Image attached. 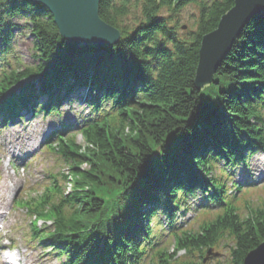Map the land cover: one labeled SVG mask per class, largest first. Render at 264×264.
<instances>
[{
  "label": "trees",
  "instance_id": "16d2710c",
  "mask_svg": "<svg viewBox=\"0 0 264 264\" xmlns=\"http://www.w3.org/2000/svg\"><path fill=\"white\" fill-rule=\"evenodd\" d=\"M234 1L185 0L175 4L147 0L139 25L130 33L131 28H121L123 37L118 45L78 50L63 43L42 6L26 0H0V90L11 83L13 72L5 71L3 56L13 50L15 20L26 22L38 64L33 70L42 75L53 71L55 84L79 78L77 71H83L81 82L91 77L88 80L101 84L106 81L105 71L112 67L122 75L125 96L134 89L142 90L141 96L134 94V105L129 95L110 118L88 126L84 149L75 140L60 143L58 153L68 167L64 179L72 186L70 194L53 185L26 204L36 219L31 223L32 236L39 230L37 221H51L47 241L66 264H126V256H142L139 238L144 231L149 232L145 241L152 237V229L146 226L154 212L151 207L165 203L162 189L157 187L160 177L176 180L172 188L176 193L189 185H204L226 194L225 187L211 177L212 167L218 161L232 163L237 155L243 158L246 151L262 146L264 19L255 17L246 25L213 83L196 88L201 41L217 29ZM128 5L129 0H102L100 16L119 27L118 21L129 14ZM187 6H195L198 16L196 32L184 36L179 19L174 23L169 15L179 14ZM163 9L165 17L160 14ZM74 59L75 65L79 59L83 63L75 68ZM111 95L121 96L122 91ZM157 151L160 153L155 156ZM166 207L164 214L171 222L174 212ZM250 214L243 220L230 209L205 224L201 234L174 236L176 252L167 256L169 249L160 251L156 256L159 264H180L174 261L177 252L192 254L218 247L226 236L233 238L231 264H243L244 257L264 239V207Z\"/></svg>",
  "mask_w": 264,
  "mask_h": 264
},
{
  "label": "rangeland",
  "instance_id": "374dc122",
  "mask_svg": "<svg viewBox=\"0 0 264 264\" xmlns=\"http://www.w3.org/2000/svg\"><path fill=\"white\" fill-rule=\"evenodd\" d=\"M147 0H129L128 16L118 21V26L121 28H134L139 25L142 16V6ZM162 16H167L166 9H163L160 13ZM178 15V18L176 17ZM198 16V11L195 6H187L182 11L169 15V18L175 23L179 19V28L181 35H187L188 31L196 32L194 27L195 20ZM186 28L185 30L182 27ZM243 32V31H242ZM242 34V33H241ZM18 48L21 47V53L25 56L26 62L30 60V49L32 46V40L29 35L26 38L17 39ZM85 62V61H84ZM71 120L75 117L68 115ZM59 123L57 119L44 120L41 117L30 121V124H24L19 127H12L8 130L0 133V168L1 179H0V242L3 247V241L5 237L18 238L17 248L20 249L19 258L24 260L26 264H53L47 262L46 258H43L42 252L39 249H30L23 241L22 237L19 236L18 230L24 227V224L28 221L25 210L17 209V206L13 205V200L25 191L24 201L38 198L41 193H34L39 190V185L42 184L43 178L47 171H53L54 173L65 172L67 167L58 155L52 157L46 153L45 141L49 140V133L51 128L58 127ZM80 137L77 138L79 147L84 149L86 144ZM21 154L20 160L14 159L13 153ZM58 160V162H57ZM259 163V167H264V152L257 153L250 161L251 167L254 162ZM68 168V167H67ZM88 167L83 166L82 169L86 170ZM264 170V168H263ZM68 172V171H67ZM66 172V173H67ZM241 170H238L239 175ZM241 176L238 179H243ZM255 178H258L257 176ZM9 181V182H8ZM160 186L162 182L160 181ZM159 187V186H157ZM68 186L66 187L67 190ZM245 195L239 194V199L242 202L237 204L239 208V215L245 217L248 214V209H255L264 205V182L260 185L253 186ZM31 193L30 196H28ZM28 196V197H27ZM20 197L19 200H22ZM194 213H189L185 218H191V221L195 219ZM203 217L198 222L192 225L194 231H198L200 223L203 221ZM24 230V228H23ZM22 233V231H21ZM193 234L195 232H192ZM197 232L194 235L199 234ZM227 247L231 246L230 242L225 243ZM227 248L221 247L216 251H212L211 255H203V260L200 262V255L196 253L192 257L187 256V253L182 252L177 256V259L189 261L193 264H221L228 260L226 255ZM176 252V247H170L167 251V256H171ZM215 255H218L215 257ZM189 257V258H187ZM159 264V262H154Z\"/></svg>",
  "mask_w": 264,
  "mask_h": 264
},
{
  "label": "water",
  "instance_id": "95a60500",
  "mask_svg": "<svg viewBox=\"0 0 264 264\" xmlns=\"http://www.w3.org/2000/svg\"><path fill=\"white\" fill-rule=\"evenodd\" d=\"M45 7L52 15L64 42L80 48L116 45L121 35L100 16L102 0H28ZM179 4L185 0H171ZM252 17L264 19V0H235L234 7L222 17L217 29L203 37L196 76L198 90L211 85L220 64ZM246 264H264V251H253Z\"/></svg>",
  "mask_w": 264,
  "mask_h": 264
},
{
  "label": "clouds",
  "instance_id": "9594fccd",
  "mask_svg": "<svg viewBox=\"0 0 264 264\" xmlns=\"http://www.w3.org/2000/svg\"><path fill=\"white\" fill-rule=\"evenodd\" d=\"M5 243H7V241H5ZM5 255H8V253H5ZM11 255H12V259L10 261V264H16L15 252L13 251Z\"/></svg>",
  "mask_w": 264,
  "mask_h": 264
},
{
  "label": "bare ground",
  "instance_id": "6f19581e",
  "mask_svg": "<svg viewBox=\"0 0 264 264\" xmlns=\"http://www.w3.org/2000/svg\"><path fill=\"white\" fill-rule=\"evenodd\" d=\"M253 18H254V17H252L251 20H252ZM257 18H259V17H257ZM259 19H261V18H259ZM251 20H250V21H251ZM250 21H249V22H250ZM58 32H59V31H58ZM214 76H215V75H214ZM213 78H214V77H213Z\"/></svg>",
  "mask_w": 264,
  "mask_h": 264
}]
</instances>
